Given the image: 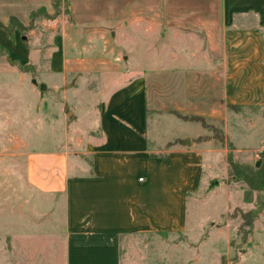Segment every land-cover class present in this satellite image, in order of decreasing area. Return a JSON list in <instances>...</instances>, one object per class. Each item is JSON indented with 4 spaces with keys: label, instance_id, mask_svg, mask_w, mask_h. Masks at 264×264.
Here are the masks:
<instances>
[{
    "label": "crops",
    "instance_id": "obj_1",
    "mask_svg": "<svg viewBox=\"0 0 264 264\" xmlns=\"http://www.w3.org/2000/svg\"><path fill=\"white\" fill-rule=\"evenodd\" d=\"M37 11L49 17L32 19ZM11 18L29 28L0 27V128L10 127L0 131V264H153L154 243L161 257L187 255L158 264H264V210L243 238L232 215L254 209L256 193L248 210L232 202L228 154L226 206L206 238L224 245L211 257L204 240H184L186 188L196 194L204 169L190 182L168 163L193 134L197 164L228 153L206 125L223 131L236 162L261 159L264 131L245 150L230 124L264 128V0H72L57 15L54 0H0V24ZM30 120L63 125L64 138L31 147L18 129ZM180 122L196 133L161 141L160 127Z\"/></svg>",
    "mask_w": 264,
    "mask_h": 264
},
{
    "label": "rangeland",
    "instance_id": "obj_2",
    "mask_svg": "<svg viewBox=\"0 0 264 264\" xmlns=\"http://www.w3.org/2000/svg\"><path fill=\"white\" fill-rule=\"evenodd\" d=\"M72 0H70L71 3ZM69 3V8H70ZM55 9V8H54ZM64 10V9H63ZM69 11V9H68ZM56 13V10H55ZM61 13H65L62 11ZM59 13V14H61ZM57 15V14H56ZM46 17V16H45ZM170 45V52H168L166 55L167 57L172 58V54L174 53L173 45L174 43L169 42ZM162 53V51H159ZM159 53V54H160ZM4 55H0V59L3 58ZM156 61V60H155ZM159 67V66H158ZM25 72H29L26 71ZM82 97L89 102H92V97L90 96V93L87 90L82 91ZM25 107L26 112H31V99L28 97V94H25ZM32 114L27 113L26 116L30 117ZM195 118V117H194ZM186 119H188L186 117ZM181 123V122H180ZM84 128L91 129V127H94V125H82ZM230 134L235 139V143L238 144L236 146L243 148L245 150L251 149L256 150L260 147V139L262 132L264 131V128L262 130L260 129L257 131H251L248 127V125H235L230 124ZM207 130L211 133V135L222 145L224 149L227 150L228 153L225 154V152H219L212 155H208L210 153H203V160L202 162L196 163V134H193V137L186 141H180V149L182 152H178L176 154L182 153V155H176L171 158L168 163H173L178 169L185 170V179L186 181L195 180L196 182V169L197 168H203L201 178L198 179V185L196 188V194L193 196L191 194V190L189 188H186L188 194V202H187V212L184 214L185 217V226H186V234L184 237V240H187V237L193 240L191 244H194L196 246L197 240H204L202 250L204 252V256L211 257L215 250H221L224 242L222 240H219L215 243L207 240L208 238V231L212 229L213 224L212 220L215 217L216 213L224 210L226 206V200H227V184L229 183L228 178L229 175L227 173L226 168V155L232 154L231 145L226 143L224 133L219 127H214L210 125H206ZM9 125H2V129L0 128V131L6 132L9 130ZM19 131H21V135L24 136L27 143L30 144V146L33 148L36 147L38 144L42 145L43 140H46V145L49 144V141L59 140L64 138V126L63 125H46L45 122L34 125V122L30 120L29 125H20ZM196 133V124L194 123H181V125H162L160 127L159 135L161 136V141L164 140H170L174 138V136H188V134ZM160 140V138H158ZM38 149V147H36ZM42 148V147H40ZM219 149V148H218ZM221 149V148H220ZM169 150V146L166 147L165 150H162V152H158L154 154V157L158 158H167ZM174 154V152L169 153ZM205 154V155H204ZM251 155L250 153L245 152L244 156L247 157ZM242 159L240 155L238 156V162H240ZM235 161V160H234ZM259 161V160H258ZM261 161V159H260ZM212 162H216L217 164L214 165V167L206 169V166ZM236 162V161H235ZM237 162V163H238ZM256 163H252L250 165H255ZM261 165V164H260ZM235 177L231 178L234 179ZM216 180L220 185L216 188L214 192L208 191L209 185L211 181ZM232 180L230 184V192L233 189L238 190L237 193H232V202H235V200H242V202H245L246 206L245 208L248 210L253 205L254 201V192L249 190L246 186L245 182L242 180H236L233 182ZM160 183V187H162V182ZM186 187H190L189 182L185 185ZM196 186V184H194ZM232 189V190H231ZM246 191V192H244ZM193 197V199H192ZM250 198L253 199V201H249ZM252 202V203H251ZM233 215H236L240 217V215L236 212L233 213ZM238 221V220H237ZM239 223V222H238ZM238 226V224H237ZM187 241L182 242L181 245L186 244ZM185 246V245H184ZM183 248H181L182 250ZM159 250V251H158ZM147 253L152 254V258L150 259L153 264L158 263H180L184 262L187 255H183V250L181 252H177L175 250H170L167 256L161 257V250L160 247L158 248L155 246V243L151 248H147ZM152 251V252H149ZM185 252V249H184ZM183 256V257H182ZM123 264H129V258L128 256H124L123 258ZM206 264H214L213 259L205 258Z\"/></svg>",
    "mask_w": 264,
    "mask_h": 264
},
{
    "label": "trees",
    "instance_id": "obj_3",
    "mask_svg": "<svg viewBox=\"0 0 264 264\" xmlns=\"http://www.w3.org/2000/svg\"><path fill=\"white\" fill-rule=\"evenodd\" d=\"M70 0H54V8L56 10V14L64 11L68 13ZM64 9V10H63ZM44 15L43 11H37L32 14V19L38 15ZM49 17L48 15H44ZM31 26V25H30ZM0 27L4 28L9 36H12V32L14 29H18L21 31L27 30L29 27H24L17 19L11 18L10 25L4 27L0 24ZM6 51L0 47V55H6ZM21 71H31L32 68L30 66L20 67ZM196 120L195 118H192ZM198 120H202L197 118ZM203 121V120H202ZM261 165L256 168L255 165H246L240 164L234 161L233 154L228 155V164H229V173L230 176L235 177L237 180H242L249 187L250 190L256 193V202L255 208L251 211L241 213L240 217L242 219V225L240 227V231L243 234V238L249 234L253 227V223L264 210V195L262 192L264 191V150L260 154ZM236 216V215H232ZM225 264V263H223Z\"/></svg>",
    "mask_w": 264,
    "mask_h": 264
},
{
    "label": "water",
    "instance_id": "obj_4",
    "mask_svg": "<svg viewBox=\"0 0 264 264\" xmlns=\"http://www.w3.org/2000/svg\"><path fill=\"white\" fill-rule=\"evenodd\" d=\"M40 88L43 89L44 88L43 85L40 86ZM260 164H261V161L259 160V161L256 162L255 167L256 168L260 167ZM216 184H217V182L212 181L211 184H210V189H213Z\"/></svg>",
    "mask_w": 264,
    "mask_h": 264
}]
</instances>
